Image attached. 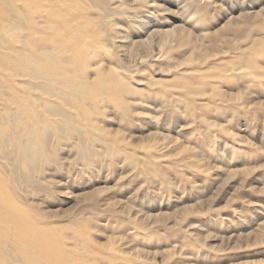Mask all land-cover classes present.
<instances>
[{
  "label": "rangeland",
  "instance_id": "obj_1",
  "mask_svg": "<svg viewBox=\"0 0 264 264\" xmlns=\"http://www.w3.org/2000/svg\"><path fill=\"white\" fill-rule=\"evenodd\" d=\"M2 141L0 264H264V0H0Z\"/></svg>",
  "mask_w": 264,
  "mask_h": 264
},
{
  "label": "bare ground",
  "instance_id": "obj_2",
  "mask_svg": "<svg viewBox=\"0 0 264 264\" xmlns=\"http://www.w3.org/2000/svg\"><path fill=\"white\" fill-rule=\"evenodd\" d=\"M230 27H233V26H231V25H227L226 26V28H222L221 27V29L222 30H228V29H230ZM233 30L234 31H239L240 30V28H239V26H234L233 27ZM219 32V31H218ZM227 32V31H226ZM219 34H221V32L219 33ZM223 34V33H222ZM182 37H184V36H182ZM181 37V38H182ZM186 37V36H185ZM183 38V39H178V41H179V44H181L182 43V45L184 44V43H186L187 41H188V39H186V38ZM180 38V37H179ZM188 43H189V41H188ZM191 43V42H190ZM178 44V43H177ZM185 45V44H184ZM229 48V47H228ZM17 137V134H13L12 135V137L11 138H16ZM5 142V141H4ZM4 144V146L6 145V142L5 143H3V141H2V143L0 144V151H2V156H3V160L4 161H6V160H9V158H8V156H9V153H12V150L11 149H9V147L7 148V145H6V148H4L3 150H1V147H2V145ZM10 150H11V152H10ZM25 151V152H24ZM26 151H29L28 149H23V152L26 154ZM24 156V155H23ZM25 157V156H24ZM22 158V157H21ZM11 160V159H10ZM26 180V179H25ZM9 187H11L10 186V184H8V182H7V180L5 179V180H3V179H0V192L1 191H3V192H5V191H9V193H10V188ZM11 194L14 196V194H13V192L11 191ZM11 204V206H16L17 205V203H10ZM18 206V205H17ZM11 207H7V208H5V211H4V215H5V218H4V221H7V227H15V229H14V231H33V229H32V226H31V224H30V222L28 223L27 222V220H26V217L24 216V215H14L13 214V212H12V210L10 209ZM182 211L183 212H186V208H184V209H182ZM188 212V211H187ZM182 213V212H181ZM170 214V213H169ZM168 214V215H169ZM179 214V213H178ZM179 216V215H178ZM177 216V217H178ZM182 215H180V217H181ZM24 217V218H23ZM36 217V216H35ZM179 217V218H180ZM182 217H184V215L182 216ZM163 218V217H162ZM162 218H160V219H162ZM182 219V218H181ZM8 233H9V231H6V230H4L3 231V235H4V237H5V239H7V237H8ZM33 233V232H32ZM26 236V235H25ZM31 236V235H30ZM27 237H28V235H27ZM31 238V237H30ZM30 241L32 242V239H30ZM35 241H37V240H35ZM44 242V241H43ZM45 244V243H44ZM36 245H39V244H36ZM40 246V245H39ZM45 247H46V245H44ZM4 255H5V257L8 259V258H10V259H18V258H16V257H14V256H12V255H10V254H8L6 251L4 252ZM51 263H53V264H60L55 258L52 260V262Z\"/></svg>",
  "mask_w": 264,
  "mask_h": 264
}]
</instances>
